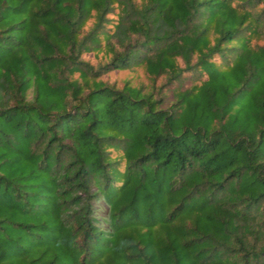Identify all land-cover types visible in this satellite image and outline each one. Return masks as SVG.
<instances>
[{"label": "trees", "instance_id": "trees-1", "mask_svg": "<svg viewBox=\"0 0 264 264\" xmlns=\"http://www.w3.org/2000/svg\"><path fill=\"white\" fill-rule=\"evenodd\" d=\"M0 264H264V0H0Z\"/></svg>", "mask_w": 264, "mask_h": 264}]
</instances>
